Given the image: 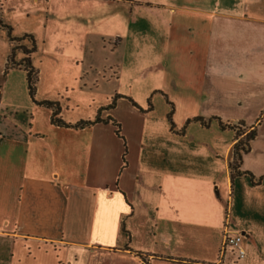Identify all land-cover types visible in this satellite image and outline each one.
Segmentation results:
<instances>
[{
  "label": "crops",
  "instance_id": "obj_1",
  "mask_svg": "<svg viewBox=\"0 0 264 264\" xmlns=\"http://www.w3.org/2000/svg\"><path fill=\"white\" fill-rule=\"evenodd\" d=\"M31 1L47 19L65 9L59 36L83 65L64 96L40 97L37 87L36 98L59 101L74 124L88 119L67 116L80 106L73 92L105 93L96 112L121 133L112 120L55 125L52 109L31 98L24 67L27 101L6 98L13 70L5 76L0 264H264V0ZM109 9L113 34L102 29ZM140 50L157 78L141 97L132 84L123 91V62L90 63ZM213 116L256 130L240 166L253 178L233 177L238 138ZM238 232L244 257L222 247Z\"/></svg>",
  "mask_w": 264,
  "mask_h": 264
},
{
  "label": "rangeland",
  "instance_id": "obj_2",
  "mask_svg": "<svg viewBox=\"0 0 264 264\" xmlns=\"http://www.w3.org/2000/svg\"><path fill=\"white\" fill-rule=\"evenodd\" d=\"M63 10L58 19H47L48 13L46 8L34 4L31 0H3L0 3V18L13 26V35L20 37L28 32L35 36L37 51L32 54V60L35 67L39 70L37 87H39L40 97H51L52 99L64 96L66 86H75L77 84L76 76L83 66L80 63L81 61L79 62L74 58L73 52H75L76 46L65 38L61 39L59 36L61 32L64 33V36L66 35L65 21L67 16H65V9ZM113 13L112 9L107 10V22L102 28L108 34H113L116 31L113 18H111ZM122 19L125 22V13L122 14ZM119 31L124 32L123 30ZM16 43L9 40L6 28L0 29V83L1 81L3 83L5 79L3 72L12 48ZM18 43L26 44L28 47L32 46V42L28 38ZM110 43L113 42L107 39L105 44L110 45ZM23 57L24 53L21 50H17L16 60L19 61ZM90 61L96 67L114 61H117V63L123 62L126 72L125 78L128 81L126 82L127 84L124 82L123 91L126 86L132 84L138 97H141L143 90H148L157 83V78L152 79L154 73L153 67H155L153 66V59L147 58L145 52L142 50L135 53L128 52L126 58L115 54L109 60L98 57ZM12 70L14 73H12L10 80L7 82L10 86H13V90L7 94L6 98L20 102L27 101L26 92L22 87L25 71L22 68L11 69L10 71ZM136 77L139 78L138 82L136 81ZM73 96L74 102L79 103L80 106L78 108L73 107L67 113V116L70 118L80 116L83 119H94L97 115V106L105 105L108 101L106 94L100 92L95 94L89 91H84L83 93L74 91ZM153 98L156 97L154 96ZM156 104V115L158 117L165 115L166 117L165 107L159 100H156Z\"/></svg>",
  "mask_w": 264,
  "mask_h": 264
},
{
  "label": "trees",
  "instance_id": "obj_3",
  "mask_svg": "<svg viewBox=\"0 0 264 264\" xmlns=\"http://www.w3.org/2000/svg\"><path fill=\"white\" fill-rule=\"evenodd\" d=\"M124 1H126V0H124ZM4 28H6V30H7V35H8L9 40L11 42H17V43L13 46L12 51L8 57L6 68L3 72V77L6 76L11 69L24 67V69L27 72L28 88H29V94H30L31 98L37 104L43 105V106H46V107L52 109L51 121L53 124L58 125V126H63V127L84 128V127L95 125L96 123H99V122H109L110 120H112L113 123L115 124V126H117V130H116L117 133L118 134L121 133V124L118 121H116L115 119H113L112 117H109L107 119L101 118L100 112H99V114H97V116L94 119L81 120L79 122L72 124V123H67L61 117V115H60L61 114V105H60L59 101H56V100H38L36 98V93H37V83L39 82V70L35 67L33 60H32V54L37 51V42H36L35 36L32 33H25V34H23V36H20V37L13 35V31H14L13 26L4 22L2 20V18H0V29H4ZM26 38L31 40V42H32L31 47H28L26 44L18 43V42H20ZM17 50H21L24 53V57L22 59H20L19 61L16 60V51ZM118 97H120V95H118L116 98H114L113 102L110 104L109 107H114L116 105V99ZM151 107H152V105H150L149 109ZM202 119H203L202 117L195 118V120H199V121H202L204 123V121ZM169 120L171 121V124L173 125L172 111H170V113H169ZM210 120L217 121L222 129L229 128V129L236 131V137L238 138V141L235 143V146H234V160L231 164L233 177L236 175L247 174V175H250L251 178H253V175L250 172L241 171L240 166L242 163L243 154L249 152V150H250V142L256 136V130L252 129L250 131H246L244 128L245 124L243 122H240L238 124L224 122L218 116H213ZM143 260L145 262H147L145 258H143Z\"/></svg>",
  "mask_w": 264,
  "mask_h": 264
},
{
  "label": "built area",
  "instance_id": "obj_4",
  "mask_svg": "<svg viewBox=\"0 0 264 264\" xmlns=\"http://www.w3.org/2000/svg\"><path fill=\"white\" fill-rule=\"evenodd\" d=\"M246 236V233L242 232H238L235 234L227 233L223 241V249H226L227 247L234 248L239 257H244L246 254V250L243 245V240Z\"/></svg>",
  "mask_w": 264,
  "mask_h": 264
}]
</instances>
